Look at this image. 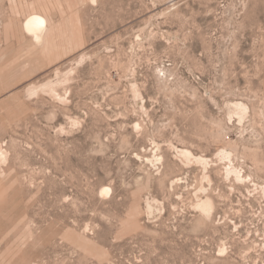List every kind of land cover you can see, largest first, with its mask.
Wrapping results in <instances>:
<instances>
[{"label":"rangeland","instance_id":"374dc122","mask_svg":"<svg viewBox=\"0 0 264 264\" xmlns=\"http://www.w3.org/2000/svg\"><path fill=\"white\" fill-rule=\"evenodd\" d=\"M0 264H264V0H0Z\"/></svg>","mask_w":264,"mask_h":264},{"label":"bare ground","instance_id":"6f19581e","mask_svg":"<svg viewBox=\"0 0 264 264\" xmlns=\"http://www.w3.org/2000/svg\"><path fill=\"white\" fill-rule=\"evenodd\" d=\"M46 24H47L46 18L42 14L35 13V14L30 15L26 19L25 28L30 33H32V35H34L35 39L37 40L36 42H42L43 37H44V32L46 29ZM211 205L213 204L211 203L210 200H205L202 203V206L206 209H210Z\"/></svg>","mask_w":264,"mask_h":264}]
</instances>
